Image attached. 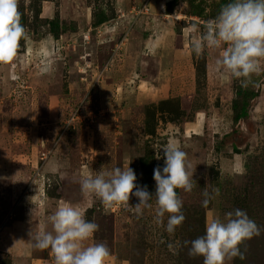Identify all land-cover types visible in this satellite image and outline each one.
<instances>
[{
	"label": "rangeland",
	"instance_id": "1",
	"mask_svg": "<svg viewBox=\"0 0 264 264\" xmlns=\"http://www.w3.org/2000/svg\"><path fill=\"white\" fill-rule=\"evenodd\" d=\"M229 2L20 0L29 39L0 67V264H55L50 250L33 247L29 232L50 230L48 217L66 203L99 225L85 243L106 244V264H203L185 241L235 209L260 234L241 245L245 259L228 264H264V73L242 87L216 71L218 50L201 57L191 51L200 34L193 24L203 32ZM178 47L185 60L173 69L168 56ZM152 86L154 96L147 94ZM169 141L196 168L192 191L177 189L185 220L173 235L155 222L154 196L153 207L137 216L82 193L81 177L129 166L154 194V168L164 165L163 150L161 159L156 154ZM205 191L214 197L207 207ZM33 192L31 208L28 196L21 198ZM163 219L166 226L168 214ZM23 225L20 239L13 232Z\"/></svg>",
	"mask_w": 264,
	"mask_h": 264
},
{
	"label": "clouds",
	"instance_id": "2",
	"mask_svg": "<svg viewBox=\"0 0 264 264\" xmlns=\"http://www.w3.org/2000/svg\"><path fill=\"white\" fill-rule=\"evenodd\" d=\"M20 0H0V67L13 62L18 55L21 40H28L29 33L21 23ZM191 32V51L203 56L206 49L218 50L215 61L216 71H223L232 78L240 80L247 87L253 76L264 73V0H231L222 5L219 14L206 21L203 32L193 24ZM44 72L50 71L45 66ZM163 150L164 165H157L153 171L156 182L155 193L147 186L136 183L137 176L131 167H116L111 171H99L97 175L81 177L79 183L85 197L101 200L106 208L119 205L137 216L144 208H152L150 201L155 197V222L165 227L173 235L185 220L182 211L183 201L177 189L191 192L196 181L195 169L187 153L175 142L169 141L161 146L156 159H161ZM219 195V189L213 190ZM203 206L207 207L214 197L205 191ZM135 196L138 203L131 204ZM168 214L166 226L164 217ZM50 230L42 228L33 235L29 232L33 247L50 250L55 264H106L110 250L104 243L86 244L99 230V225L85 218L84 211L70 203L59 206L48 217ZM260 234L257 224L241 209L227 212L224 219L213 217L206 223L205 234L191 241L189 255L203 257V264H228L234 258L245 259L241 245ZM163 242V241H162ZM168 247L173 250V244Z\"/></svg>",
	"mask_w": 264,
	"mask_h": 264
},
{
	"label": "crops",
	"instance_id": "3",
	"mask_svg": "<svg viewBox=\"0 0 264 264\" xmlns=\"http://www.w3.org/2000/svg\"><path fill=\"white\" fill-rule=\"evenodd\" d=\"M149 48L152 49V52H153V50H154L153 47L150 46ZM183 50H185V47H183V48H180V47L174 48L173 49V52L169 54L168 58H171V61H172L171 62V65L173 66V69L178 68V66H180V64H183L184 63L183 60H185V52ZM134 73H135V75H134V78H135V77H137V75H136V72H134ZM134 78H129V79L132 82L133 80H135ZM139 82H147V81H146V79L139 78ZM154 91H155V87L152 86L151 88L148 89V93L147 94L150 95V96H154L155 95V92ZM35 195H36L35 192L30 193L28 195L26 194V196L24 194V195H22V198L21 199L23 201H25V200L27 201V198H29L28 206H30L32 208V205L34 204L33 201H32V199H35V197H37ZM31 202L33 203L32 205H30ZM25 228H26V225H23V227L18 228V230L16 232H13V233L15 234V236L17 238L19 237L20 239H22V238H24V231L26 230ZM9 230L11 231V228H9ZM5 243H6V241H5ZM32 264H53V263L50 262V261L49 262H43L40 259H32Z\"/></svg>",
	"mask_w": 264,
	"mask_h": 264
},
{
	"label": "bare ground",
	"instance_id": "4",
	"mask_svg": "<svg viewBox=\"0 0 264 264\" xmlns=\"http://www.w3.org/2000/svg\"><path fill=\"white\" fill-rule=\"evenodd\" d=\"M176 89V88H175Z\"/></svg>",
	"mask_w": 264,
	"mask_h": 264
},
{
	"label": "built area",
	"instance_id": "5",
	"mask_svg": "<svg viewBox=\"0 0 264 264\" xmlns=\"http://www.w3.org/2000/svg\"><path fill=\"white\" fill-rule=\"evenodd\" d=\"M147 9V8H146Z\"/></svg>",
	"mask_w": 264,
	"mask_h": 264
}]
</instances>
